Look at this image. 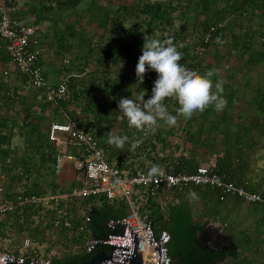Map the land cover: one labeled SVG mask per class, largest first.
Here are the masks:
<instances>
[{"label": "trees", "instance_id": "obj_1", "mask_svg": "<svg viewBox=\"0 0 264 264\" xmlns=\"http://www.w3.org/2000/svg\"><path fill=\"white\" fill-rule=\"evenodd\" d=\"M20 5L19 15L28 21L31 19L29 22L39 29L41 24L43 26L46 22H51V28L48 27L53 28L52 31L56 34H52L65 53L74 48L71 38L74 40L75 37L86 35L89 26L86 28L85 24L99 31L100 35L90 34L92 37L83 39L79 46L85 42L89 52L98 54V66L102 68L106 67L108 60L115 65L122 58L110 43H105L108 36L118 38L138 33L146 37L156 35L161 40L172 38L178 50L183 53L181 59L185 65H192L185 59L191 55L194 65L211 67V64L201 62L204 55L212 48L221 54L219 48L225 41L232 51L242 56L248 55L246 65L241 68L251 69L264 62V0H34L32 5L25 1ZM190 15L195 17L193 30L188 32V27L178 30L177 23L183 22V27ZM60 23L65 26L63 35L55 32ZM211 27L217 28L212 43L202 55H193V48L197 44L195 40ZM256 36L263 40L260 52L255 49ZM187 39H191V43H187ZM0 50L6 52L0 57V205L9 203L19 194H64L55 180L58 154L48 138L49 126L45 127L47 120L38 119L31 106H28L31 102L29 100L33 101L38 97V92L42 93L46 101L45 94L32 87L30 76L21 72L12 62L5 45ZM225 59L226 57L223 58L224 61ZM9 63L15 69L3 78V69ZM26 90H30L29 96H25ZM237 93L236 91L235 94ZM254 93L255 105L264 113V88L259 87ZM96 135L99 136L97 132ZM168 166H172L176 173L197 171L187 170L181 162L165 165ZM228 177L234 180L229 175ZM155 198V195L144 194L142 214L147 216L157 234L163 230L170 233L169 253L172 264H220L224 261L228 253L203 250L196 243L202 228L197 227L193 210L188 203L173 208L167 220ZM84 201L89 205H93V202L100 203V207L91 208L90 228L96 237L107 236L106 222L109 219L126 215L122 212L126 206L121 200L90 197ZM78 215L70 209L69 216L74 223L81 222L82 218ZM55 218L53 210L42 206L28 207L22 214H0V240H7L9 233L15 231L19 237L29 238L32 243L45 244ZM61 231L64 239L60 243L66 244L70 250L53 264H89L93 254L84 250L85 237L77 235L76 230ZM13 245L17 246L18 243L14 242ZM0 251L9 250L0 246Z\"/></svg>", "mask_w": 264, "mask_h": 264}, {"label": "crops", "instance_id": "obj_2", "mask_svg": "<svg viewBox=\"0 0 264 264\" xmlns=\"http://www.w3.org/2000/svg\"><path fill=\"white\" fill-rule=\"evenodd\" d=\"M84 26H89L86 32L100 35L92 26ZM86 35L75 37L74 40L71 38L74 48L66 53L56 40L55 44L51 40V51L49 43L42 47L39 65L46 80L50 82L56 79L57 82L53 85L64 80L72 90L70 101L58 105H49L40 92L36 94L38 97L35 100H29L31 102L28 106H31L36 117L47 120L45 127L52 122L71 121L95 135L97 132L99 136H96L108 164L125 174L138 170L148 171L153 164L165 166L181 162L187 170L192 171L211 164L217 172L227 173V176L248 190L264 194V113L260 112L253 98L256 95L255 89L259 87L243 83L240 79L250 69L218 65L219 53L213 48L201 61L211 64L209 68L194 65L191 55L187 56L186 61L192 64H186L187 67L202 75L212 73L210 79L213 81V90L216 82H224L221 95L227 99V106L218 112L214 105H210L203 112L197 111L191 117H186L176 111L179 103L175 97L166 98L164 103L172 114L177 115V123L168 125L160 121L154 133L144 137V130L130 127L127 119L121 117L118 102L122 97L138 99L143 93L146 100L152 94L157 73L154 70L146 71L142 84L137 82L136 76V66L142 55L145 36L140 33L118 38L108 36L105 43H110L122 58L115 65L108 60L106 67L102 68L98 66V54L89 52L85 42L79 46L83 39L92 37L88 33ZM152 37L156 38V35ZM2 53L6 52L0 50V57ZM68 59L69 62L65 63L64 60ZM180 62L185 64L182 59ZM7 66L14 68L12 63ZM4 74L8 75V72ZM244 79L245 77L242 78ZM24 94L29 96L30 90H26ZM112 132L129 137L123 148L108 143ZM61 139L59 145H54L57 154L82 155V149L67 136L63 135ZM136 140L142 142L133 148L132 143ZM69 175L71 170L68 169L66 177ZM77 180L78 175L76 182L68 189L62 182L57 183L62 192L67 193L77 185ZM143 191L145 190H141V194ZM154 195L167 220L173 208L188 203L193 210L197 227L202 228L197 239L203 233L206 222L211 227L221 228L224 235L231 237L237 247L236 252L227 256L220 264H237L244 260L250 261L246 264H258L255 260H261L259 264H264V205L247 204L231 196L222 198V194L214 188L185 192L164 190ZM92 207H100V203L93 202V205H89L83 200L77 206H71V209L75 215H80L81 211ZM122 212L127 214L126 207ZM197 244L199 246L202 243L197 241Z\"/></svg>", "mask_w": 264, "mask_h": 264}, {"label": "built area", "instance_id": "obj_3", "mask_svg": "<svg viewBox=\"0 0 264 264\" xmlns=\"http://www.w3.org/2000/svg\"><path fill=\"white\" fill-rule=\"evenodd\" d=\"M19 0H0V47L6 46L7 53L18 69L30 76L32 87L45 94L46 102L52 105L69 101L72 90L66 81L57 85H50L44 76L39 62L42 57L40 49V29L22 18ZM217 28L211 27L208 32L196 39L192 54L200 56L212 43ZM191 43V39L186 40ZM65 63L69 62L64 60ZM155 130L150 131L153 134ZM144 135V137L148 136ZM49 141L54 145L62 142L61 136L82 149V155H61L56 157V173L62 171L63 160L74 162L78 171L77 185L64 194H49L46 196L19 194L7 204L0 205V214H22L28 207L42 206L53 210L56 218L53 221L51 233L53 237L60 236L62 229L85 237L84 250L93 253L92 245L96 244L90 224L92 222L91 209L81 211V222L74 223L69 216L71 206L90 197H106L110 201L121 200L127 214L121 218H111L106 222L107 228H115L116 224L133 223L136 219L139 228L138 252L142 253L143 264H172L169 253L171 235L168 231L157 234L153 224L147 216L142 214L144 194L154 195L160 190H175L185 192L192 188H215L222 193V198L231 196L247 204L264 205V194L254 193L236 180H231L226 174L215 170L211 164L200 166L194 173H176L172 166H161L162 171L150 177L148 171L138 170L132 174H125L118 168L108 164L104 151L100 147L99 138L92 132L86 131L75 122H52L47 130ZM141 190H145L141 194ZM2 192V188L0 189ZM145 192V193H144ZM62 238V237H61ZM62 249L53 248L42 251L36 248L30 239H26L21 251H0V264H7L5 255L22 258L26 264H34L36 258L41 264H53L70 248L66 244Z\"/></svg>", "mask_w": 264, "mask_h": 264}, {"label": "clouds", "instance_id": "obj_4", "mask_svg": "<svg viewBox=\"0 0 264 264\" xmlns=\"http://www.w3.org/2000/svg\"><path fill=\"white\" fill-rule=\"evenodd\" d=\"M144 41L142 55L136 66L137 82L143 83L144 74L148 70H154L157 78L148 99L145 100V93L138 99L130 97L119 99V113L122 118L127 119L130 127L144 130L147 135L159 126L160 121L175 125L177 115L172 114L164 103L169 97L178 100L179 107L176 111L186 117H191L197 111L203 112L210 105H214L218 112L227 106V99L221 95L224 82L222 80L216 82L213 90L211 72L202 75L181 63L183 53L178 50L172 38L161 40L145 36ZM128 140L127 135L112 132L109 134L108 143L123 148ZM141 142V140L134 141L132 147H137ZM161 171L160 165L153 164L148 175L153 177Z\"/></svg>", "mask_w": 264, "mask_h": 264}, {"label": "water", "instance_id": "obj_5", "mask_svg": "<svg viewBox=\"0 0 264 264\" xmlns=\"http://www.w3.org/2000/svg\"><path fill=\"white\" fill-rule=\"evenodd\" d=\"M106 229V237H94L96 244L92 245L93 256L89 264H143L142 253L137 251L140 230L136 219L133 223H120L115 228ZM197 241L202 243L199 247L203 250L228 253V256L237 249L230 236L224 235L221 228L209 226L207 222L203 225V233ZM4 258L7 264H26L22 258L11 255H5ZM33 261L34 264H41L36 258Z\"/></svg>", "mask_w": 264, "mask_h": 264}, {"label": "rangeland", "instance_id": "obj_6", "mask_svg": "<svg viewBox=\"0 0 264 264\" xmlns=\"http://www.w3.org/2000/svg\"><path fill=\"white\" fill-rule=\"evenodd\" d=\"M24 1L28 2V5H30V4L32 5L34 0H20V4L24 3ZM179 21H181V20H179ZM186 22H187V24H186ZM194 22H195V17L190 15L188 18H186V21H185V24H183V27L181 26V24L183 22H181V23L178 22L177 24H178V28L180 30L181 29L185 30L188 27V31L190 32L191 30H193V27H192L193 25L192 24ZM51 25L52 24H51L50 21H48L45 24H43V26H42V24L40 25V27H41V29H40L41 30V39H42V45H40V47H39L40 49L44 48L45 43H47V44L49 43V45H51L50 46V51L53 49L52 48V42L54 43V40H55V37H54L53 34H56V33H54L52 31L53 28L50 29ZM48 26H50V28ZM184 26H186V28H184ZM64 28H65V26L62 23H60L59 28L55 32L61 33L63 35L65 33ZM237 30H238V28H237ZM87 33H88V35H90V32H87ZM261 39L262 38L257 37V36L254 38L255 44H256V46H255L256 48L255 49L258 52H260L261 48H262L261 42L263 40H261ZM51 40H52V42H51ZM55 47H56V45H55ZM219 52H221V54H219V58L220 59L218 60V65H223V66L232 65V66H236V67H242V66L246 65V61L248 59V55L247 56H242V55L236 53L235 51H232L230 49V45L226 41L221 43V49L219 50ZM224 57H226L225 61L223 60ZM251 66H254V65H251ZM13 70H14V68H9L7 66V67H5V69H3V73H5L7 71L8 74H9ZM4 75L5 74L2 75L3 78H4ZM243 75H244L245 79L242 80V78H240L241 82H243V83L247 82L248 83V81H250V84L251 85H255L256 88L257 87L264 88V62H262L260 64H256V66H254V67H251L250 72L248 74L245 73ZM5 76H7V75H5ZM56 82H57L56 79H53V80H50V82H48V83L50 85H53ZM69 163H71V164L69 165ZM75 167H74V162L68 161V160H63V162H62V171H61L60 174H56L55 180L57 182H62L64 187L66 189H68L73 183L76 182V178H77L78 172L75 169ZM68 169L71 170V175H69V177H66V173H67ZM61 237H62V234L60 236L53 237V235L51 233V229H50L49 235L47 237V243L40 244V243L33 242V244H34V246L36 248H39L42 251H47L48 252V251H50L53 248L61 250L63 248L62 245H64V244L60 243V241L64 239V238H61ZM26 239H29V238H25V239H24V237L21 238V237H19L17 235V232L14 231V232L9 233V236H8L7 240H2V239L0 240V246L4 250L15 251V252L18 251V250L21 251ZM14 242H17L18 245L14 246L13 245ZM247 262H250V261H247V260H244L243 262L239 261L237 264H246ZM255 262L259 264L261 262V260H255Z\"/></svg>", "mask_w": 264, "mask_h": 264}, {"label": "flooded vegetation", "instance_id": "obj_7", "mask_svg": "<svg viewBox=\"0 0 264 264\" xmlns=\"http://www.w3.org/2000/svg\"><path fill=\"white\" fill-rule=\"evenodd\" d=\"M197 243V242H196Z\"/></svg>", "mask_w": 264, "mask_h": 264}]
</instances>
